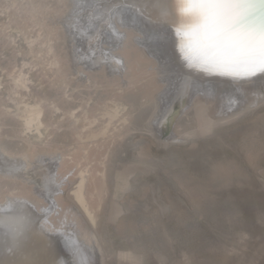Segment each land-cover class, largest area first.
I'll list each match as a JSON object with an SVG mask.
<instances>
[{"label":"bare ground","instance_id":"bare-ground-1","mask_svg":"<svg viewBox=\"0 0 264 264\" xmlns=\"http://www.w3.org/2000/svg\"><path fill=\"white\" fill-rule=\"evenodd\" d=\"M70 2L73 3V8L64 21H59L53 11L45 10L35 0H28L21 7L33 21L43 23V42L49 41L52 30L57 29V22L63 23L68 29L66 34L71 48L65 54L67 63L64 65L57 55L60 49L56 52L54 45H47V51L54 56V60L49 68L44 69L45 76L53 86L61 89L63 95L45 100L32 94L36 99H26L28 102L24 100L26 103L23 101V106L17 104L13 110L0 108V139L4 136L3 125L10 123L14 129H18L13 136L22 141L18 150L7 142L0 141V160L4 161V164L0 162V264H71L70 258H76L77 255L81 257V261L84 259L90 262L92 258L95 260L97 251H101L99 237L95 228L93 229L98 221L97 208H101L106 198L109 182L105 161L107 156L104 157L101 154L104 150H101L109 142L111 144L116 138L121 139L128 134L130 108L123 98L108 97L107 94L91 96L92 90L98 91L100 78L106 80V89L116 87L124 91L137 87L142 81L138 54L144 55L145 52L147 56L160 59L153 72L157 81L165 87L153 98L155 105L159 107V116L150 122L149 130L156 140H160L163 135L162 124L172 110L173 99L181 93L190 91V106H195V113L199 117L198 128L187 133L194 138L210 132L222 123V119L238 114L241 108L248 107L255 100L259 104L262 99L260 96H264V73L251 77L223 75L189 66L184 56L182 58L178 53L174 55L170 44L176 42V35L173 17L168 14L171 0ZM50 15L51 25L45 23ZM248 20L253 24H264V4L256 3ZM81 21L90 23L87 31L81 30L84 28L80 25ZM193 38L201 39L199 36ZM28 45L30 53L36 55L35 42L31 41ZM196 54L193 55L194 58L212 53ZM172 57L174 58L171 59ZM78 58L81 62L75 64ZM22 72L13 78V86L30 89V76L27 77ZM205 74L208 77L203 79ZM69 79L76 83V87L89 89L87 97L84 92L83 96H77L82 94V90H73L70 94ZM198 86L200 90L194 91ZM147 95L152 97L153 93ZM132 98L134 99L125 97L127 102H132ZM99 100L104 102L100 103ZM133 102L135 105L132 106L137 107L139 101ZM209 104H212L211 108L215 111L212 117L208 112ZM187 110L188 108L182 110V113ZM3 117L8 118L6 121L9 122L4 123ZM54 117L60 119L57 120V125L53 122ZM58 125H65L71 131L74 136L72 142L64 143L48 138L50 136L43 141L37 139V135L28 134L36 131L41 135L42 128L58 132ZM66 130L61 131L64 133ZM179 137L173 133L167 139L171 141ZM55 146L68 147L57 150ZM40 148L56 151L36 155ZM99 152L101 157L97 156ZM95 156L96 159L102 156L104 159L96 160ZM108 158L109 155L106 160ZM73 167L75 172L72 176L67 179L65 177L66 180L61 182ZM113 182L115 196L122 194L130 186L121 171L115 173ZM12 184L13 187L18 185L27 193H32L37 202L44 201L43 210L26 195H5L8 201L1 202L5 189H13ZM68 184L71 185L69 189L64 186ZM110 207L111 219L117 220L123 208L116 199L111 201ZM121 257L130 260L128 264L138 261V256L131 252L122 253Z\"/></svg>","mask_w":264,"mask_h":264},{"label":"rangeland","instance_id":"rangeland-1","mask_svg":"<svg viewBox=\"0 0 264 264\" xmlns=\"http://www.w3.org/2000/svg\"><path fill=\"white\" fill-rule=\"evenodd\" d=\"M1 1L0 108L13 110L17 104L23 106L32 98L36 99V96L46 100L48 97L55 99L63 95L61 89L53 86L45 76L44 69L49 68L54 60V56L47 51L49 43L54 45L56 52L60 49L57 55L62 64L66 65L65 54L71 48L66 34L68 29L63 23L57 22V29L51 32L50 42H43V23L33 21L22 11L21 7L28 0ZM35 1L41 3L45 10L53 11L59 21L68 18L73 8L70 0ZM48 17L45 23L51 25V15ZM80 25L84 26L81 30L87 31L90 23L81 21ZM175 40L170 47L174 55L178 53L183 58L177 37ZM31 41L35 42L36 55L29 51L28 43ZM205 50L201 39L192 38V56L196 52L201 55L211 53ZM143 53L138 54L142 81L137 87L124 91L116 87L106 89V80L100 78L98 91L92 90L90 94L93 97L107 94L108 97L123 98L132 111L128 110V134L121 139L116 138L111 144L109 142L110 147L105 145L106 148L101 150L104 153L100 151L104 157L109 155L108 160L105 157L109 181L107 194L101 208H97L98 221L93 226L100 238L101 251H97L95 260L92 258L90 262L84 259L81 261L77 255L76 258H70V263L128 264L130 260L121 257V254L131 252L138 256V261L131 264H264V96H260L262 99L259 104L255 100L248 105L251 110L243 107L238 114L222 119V123L207 134L194 138L187 133L198 128L199 117L195 113V106H190V91L181 93L173 99L172 110L162 124L163 135L160 140H156L149 131L150 122L159 116V107L153 98L165 86L157 81L153 72L160 59ZM76 62L80 63V58ZM21 72L30 76V89L13 86V78ZM203 76V79L208 77L206 74ZM75 84L73 80H68V92L71 94L73 90H82V94L76 95L85 94L87 97L90 90L76 87ZM193 90H200V86ZM150 93H153L152 97L147 95ZM32 94L36 96L32 97ZM126 96L134 99L127 102ZM133 100L135 103L139 101L137 107L132 106L135 105ZM211 105L208 109L210 117L215 113ZM186 108L188 110L182 113ZM4 118V123L9 122L6 121L8 118ZM57 120H60L59 117L53 118L55 125L58 124ZM58 126V132L42 128L41 135L36 131L28 134L37 135V139L43 141L50 136L48 138L64 143L72 142L74 136L71 131L65 125ZM62 129L67 130L63 133ZM16 130L10 123L3 125L4 136L0 141L18 150L22 141L13 136ZM173 133L180 137L169 141L167 138ZM67 147L54 148L62 150ZM54 151L40 148L35 154ZM100 152L97 156H100ZM100 157V160L104 159ZM0 162L4 164V161ZM118 171L130 182V189L115 196L113 179ZM70 172L61 182L71 177L75 168ZM18 185L13 187L12 184L11 191L5 189L1 202L8 201L5 195H26L34 200L32 193H27ZM64 186L67 189L71 187L69 184ZM113 199L123 208L117 220L111 219L110 203ZM35 204L43 210L45 202L36 201Z\"/></svg>","mask_w":264,"mask_h":264},{"label":"snow or ice","instance_id":"snow-or-ice-1","mask_svg":"<svg viewBox=\"0 0 264 264\" xmlns=\"http://www.w3.org/2000/svg\"><path fill=\"white\" fill-rule=\"evenodd\" d=\"M256 3L264 0H171L168 14L189 66L235 77L264 73V24L248 20ZM194 36L211 55H191Z\"/></svg>","mask_w":264,"mask_h":264}]
</instances>
